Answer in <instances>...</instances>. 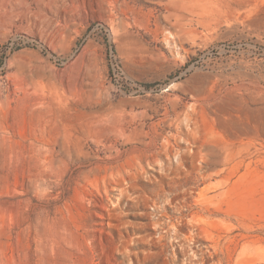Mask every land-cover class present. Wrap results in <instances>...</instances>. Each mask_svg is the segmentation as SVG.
I'll list each match as a JSON object with an SVG mask.
<instances>
[{
    "label": "rangeland",
    "instance_id": "obj_1",
    "mask_svg": "<svg viewBox=\"0 0 264 264\" xmlns=\"http://www.w3.org/2000/svg\"><path fill=\"white\" fill-rule=\"evenodd\" d=\"M0 264H264V0H0Z\"/></svg>",
    "mask_w": 264,
    "mask_h": 264
}]
</instances>
